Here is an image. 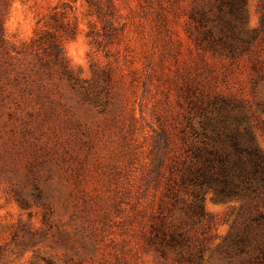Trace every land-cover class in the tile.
<instances>
[{
  "label": "rangeland",
  "instance_id": "374dc122",
  "mask_svg": "<svg viewBox=\"0 0 264 264\" xmlns=\"http://www.w3.org/2000/svg\"><path fill=\"white\" fill-rule=\"evenodd\" d=\"M231 27L258 32L249 53L211 46L208 29ZM46 30L68 73L31 46ZM258 61L264 0H245L244 21L214 0H0V264H247L226 240L241 201L208 191L201 211L168 190L156 141L166 131L175 155L200 97L255 109ZM162 230L184 244L160 242Z\"/></svg>",
  "mask_w": 264,
  "mask_h": 264
},
{
  "label": "trees",
  "instance_id": "16d2710c",
  "mask_svg": "<svg viewBox=\"0 0 264 264\" xmlns=\"http://www.w3.org/2000/svg\"><path fill=\"white\" fill-rule=\"evenodd\" d=\"M214 1L219 11L226 7L244 21L245 0ZM44 25L58 26L47 20ZM36 35L31 46L43 48L68 73L60 40L48 30ZM205 35L211 46L228 57L249 53L259 36L256 30L247 33L235 31L234 27L217 36L208 29ZM252 66L256 73L253 80L255 109L244 99L200 97L183 115L185 122L179 128L180 143L175 155H168L171 139L166 131L161 136L163 146L160 141H156V146L162 147L163 161L159 167L166 160L170 161L166 163L168 190L189 193L193 205L201 211L203 195L208 191L221 198L241 201L240 219L233 224L226 240L232 249L247 257V264H264V155L251 130L254 127L264 134V119L260 114L264 113V96L259 91L264 85V67L259 61ZM198 216L203 217V213ZM184 237L179 230L169 233L162 230L160 242L176 248L184 244ZM179 253L182 259L189 261L198 255L189 247Z\"/></svg>",
  "mask_w": 264,
  "mask_h": 264
}]
</instances>
